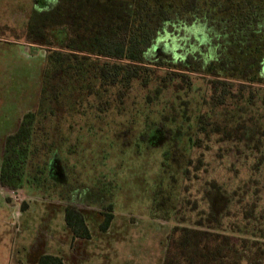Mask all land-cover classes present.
Segmentation results:
<instances>
[{
    "label": "trees",
    "instance_id": "16d2710c",
    "mask_svg": "<svg viewBox=\"0 0 264 264\" xmlns=\"http://www.w3.org/2000/svg\"><path fill=\"white\" fill-rule=\"evenodd\" d=\"M35 3L24 36L47 49L46 60L35 110L4 142L0 186L7 203L20 190L55 193L68 203L65 222L73 239L90 238L82 212L69 202L71 187L51 177L52 158L74 152L67 146L72 134L76 149L84 130L95 131L82 119L122 115L125 100L139 87L142 104L157 110L146 114L143 138L155 126L166 137L153 200L162 219L174 215L163 264H264V0ZM195 27L205 54L197 48L163 56V40L173 44ZM210 143L217 147L218 170L207 169ZM195 148L199 176L192 177ZM166 179L172 190L163 200ZM180 179L197 180L199 200L184 196L190 186L178 193ZM27 209L23 203L21 210ZM102 214L100 229L107 231L112 204ZM39 264L64 262L44 255Z\"/></svg>",
    "mask_w": 264,
    "mask_h": 264
},
{
    "label": "rangeland",
    "instance_id": "374dc122",
    "mask_svg": "<svg viewBox=\"0 0 264 264\" xmlns=\"http://www.w3.org/2000/svg\"><path fill=\"white\" fill-rule=\"evenodd\" d=\"M35 6V0H0V25L4 26L0 29V163L3 153L2 145L6 137L16 132L19 127L18 124L13 123L18 109H9V103L13 99L18 101L21 99V95H16L19 88L30 91L33 95L39 86L38 83L42 81L47 49L28 43L29 40L24 36V30ZM195 31L202 34L200 29L195 27V30L193 28L183 33L182 37L176 38L173 44L163 40L161 44L168 45L163 56L170 58L187 53L189 50L194 52L197 48L204 53L205 49L200 48H204L205 41L202 38L198 39ZM147 59L155 60L152 56ZM200 60L199 57V62ZM194 76L203 77L198 74ZM144 94L139 87H136L125 100L126 104L121 107L122 115L112 113L101 120L93 119V117L82 119V124L88 122L94 125L95 131L90 133L84 130L83 142L76 149L77 135L72 134L67 146L72 145L74 152L58 153L52 158L51 177L56 182L71 187L69 202L82 213L85 211L84 213H87L85 216L90 219H95L97 214L104 219L102 212L108 211V206L112 204L113 211L122 216H132V219L133 217H151L173 226L174 215L172 220L167 221L162 219L164 213L153 211V200L163 175L162 162L166 137L164 131L155 126L148 131L146 139L143 138L142 132L146 131V114L154 115L157 112L154 107L148 109L149 107L142 104ZM32 98L34 100L35 96ZM99 128H102L101 131ZM209 148L212 150L208 153L213 156L210 161L212 164L203 169L207 167L210 171L218 170L220 161L214 157L217 147L210 143ZM199 154V148H195L191 156L192 177L195 176L194 174L199 176V171H195ZM224 154L226 153L222 156ZM239 168L244 174L245 167L241 164ZM185 186H190V191L184 196L190 197L192 201L199 200L197 180L189 183L185 179H180L178 193L182 194ZM162 189L164 194L160 195L159 199L166 200L169 196L168 192L172 190L168 179ZM11 196L12 202L7 203V194L0 187L1 254H5L2 252L4 248L14 247L12 256L18 257L16 247L22 244L23 248L31 249L34 246L31 242L36 235L37 238H42V235L46 237L50 234L51 230L67 231L62 219L68 203L59 199L55 193L43 194L36 190L25 189L11 193ZM23 203L28 204L26 211L21 210ZM184 214L186 218H189L190 215L186 212ZM9 217L12 219L8 220ZM97 223L92 221L89 225L87 224L91 237L85 240L93 239L91 228L94 229L93 226ZM101 223L98 225L99 229ZM65 235L67 236V234H59L61 242H67ZM10 238L12 239L7 242ZM19 240L22 243L21 241L19 243ZM75 240L71 239L72 247ZM150 240L154 241V249L151 244L148 247L143 245L146 251L141 252L146 253L149 249L151 257L159 261L158 248H160L161 238L157 235ZM19 258L21 261L25 260L22 256Z\"/></svg>",
    "mask_w": 264,
    "mask_h": 264
},
{
    "label": "crops",
    "instance_id": "0c3cea01",
    "mask_svg": "<svg viewBox=\"0 0 264 264\" xmlns=\"http://www.w3.org/2000/svg\"><path fill=\"white\" fill-rule=\"evenodd\" d=\"M4 26L0 25V29ZM16 43V42H15ZM26 44V43H24ZM38 88L35 90L34 94L30 91H23L20 89L17 91L16 95H21V99H13L9 103V109H18V113L14 115V124L20 125L22 117L30 112L34 111L38 102L39 90L41 82L38 83ZM33 96L35 99L33 100ZM11 124V123H10ZM9 124V125H10ZM5 142V141H4ZM4 150V143L2 145ZM3 155V153H2ZM2 161V160H1ZM1 167V163H0ZM1 187V186H0ZM2 188V187H1ZM85 212V211H84ZM82 213L84 216L87 213ZM114 218L111 223L110 228L107 231H101L99 229V224L102 222L103 218L101 215L97 214L95 219H92L97 225L91 228V233L93 235L92 240L76 239L74 246L71 245V239L73 238L72 231L68 228L65 222V212L64 226L67 231H52L46 235H42V238L36 237L31 242L34 246L29 248H23L24 245L16 247V252L18 257H13L14 247L4 248L2 251L5 253L1 254L0 251V264H39V259L44 255L57 256L62 258L64 264H163L165 259V254L167 250L168 238L171 233L172 227L168 223H161L155 218H135L132 216H122L121 214L114 212ZM12 216V215H9ZM12 218L9 217L8 220ZM86 223L89 225L91 219L86 217ZM134 221V222H133ZM54 226V224L52 225ZM67 234V242H61L59 234ZM159 235L161 238L159 251V261L151 257L150 250L148 249L146 253L141 251H146L143 247L152 245L154 249V241L150 240L155 236ZM150 236V239H149ZM12 237V234H11ZM45 237V238H43ZM12 238L8 239L9 242ZM18 238L16 239V241ZM21 240H19L20 243ZM15 242V241H14ZM22 243V241H21ZM24 243V242H23ZM26 244V243H25ZM23 249V253H22ZM20 256L25 258L24 261L20 260Z\"/></svg>",
    "mask_w": 264,
    "mask_h": 264
}]
</instances>
